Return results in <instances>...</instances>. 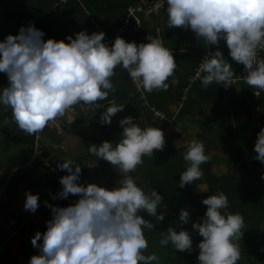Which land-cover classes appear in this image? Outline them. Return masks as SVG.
Listing matches in <instances>:
<instances>
[{
    "label": "clouds",
    "instance_id": "clouds-1",
    "mask_svg": "<svg viewBox=\"0 0 264 264\" xmlns=\"http://www.w3.org/2000/svg\"><path fill=\"white\" fill-rule=\"evenodd\" d=\"M167 13L168 28L191 29L206 45L217 46L211 58L200 65L205 73L201 77L205 89L213 83L228 87L236 81L232 65L218 47L224 40L231 59L244 66L245 83L264 91V60L257 59L258 50H264V0H167ZM163 15L166 14L151 15L145 20ZM44 35L34 25L22 26L18 35L10 34L0 42V72L6 73L9 81V86L0 90V106L11 110L12 122L21 131L33 135L34 157L40 156V152L34 153L35 142L45 145V131L55 130L45 127L69 109L74 115L75 105L84 103L96 110L104 107L99 102L107 100L110 106L100 116L102 125H110L112 118L124 110V104L108 99L116 91L111 78L117 67L127 70L138 89L147 93L167 91V81L177 67L172 51L160 39L150 36L148 43L139 45L113 36L110 39L115 41L108 46L104 32L88 35L80 31L75 38L67 36L68 43L51 38L44 41ZM137 91L140 97L142 90ZM119 124L123 133L115 146L104 141L88 147L91 155L106 160L123 174L119 186L111 190L96 184L84 186L78 183L80 165L73 168L71 160L58 164L60 170L68 173L60 178L62 190L58 196L66 201L70 194L80 198L67 207L46 203L52 219L46 222L44 233L37 232L32 238V246L40 254L32 256L29 264H158L155 253L144 254L148 248L144 229L153 230L155 225L139 213L146 210L156 222L163 221L165 216L158 214L157 209L164 197L156 189L146 193L131 174L144 163V156L153 157L154 150H163L165 135L160 128L141 129L132 116L121 119ZM37 133L40 136L35 138ZM254 151V158L264 163V129L258 133ZM183 159L189 166L180 174L181 188L203 177L200 166L209 162L211 156L205 154L203 142L193 140ZM25 195L24 209L35 213L38 194ZM202 203L207 206L202 223L192 224L203 237L198 244L199 264H237L241 253L236 241L243 236V216L222 214L229 207L223 192ZM189 218V211L181 209L179 222L187 224ZM41 239L42 244L38 243ZM169 244L179 252L193 249L189 232H177L173 227L160 240L161 246Z\"/></svg>",
    "mask_w": 264,
    "mask_h": 264
},
{
    "label": "trees",
    "instance_id": "trees-1",
    "mask_svg": "<svg viewBox=\"0 0 264 264\" xmlns=\"http://www.w3.org/2000/svg\"><path fill=\"white\" fill-rule=\"evenodd\" d=\"M134 1L0 0V42L10 34L18 35L22 26L29 25H34L45 33L44 41L51 38L68 43L67 36L75 38L76 33L85 31L88 35L104 32V41L117 33L127 42L134 41L139 45L148 43L147 37L150 36L160 39L172 51L177 63L174 75L167 81V91L153 90L147 93L141 88L142 97H139L140 93L132 85L122 66L117 67L115 76L111 78L116 91L110 93L108 99L117 105L124 104V110L112 118L110 125H102L100 116L110 106L107 100L99 102L105 106L96 110L94 106L84 103L75 105L72 108L74 117L69 122L64 121L66 124L54 131H45L48 144L40 146L39 157L32 156L33 135L19 129V133L15 132L12 138L0 139V164L9 160L7 165L11 164L14 168L0 190V264H17L18 255L23 256V264H28L27 258L32 254V248L25 239L42 232L40 223L33 225L29 221L24 222L22 215L12 206L18 185H24L28 192L34 194L41 182L46 181L51 190H59V193L62 190L59 177L65 176L67 171L60 170L57 166L64 160H71L73 165H80L82 171L90 161L94 164V176L104 182V188H114L115 167L106 160L91 155L88 152L91 144L83 146L76 156H71L69 152L58 156L51 143L58 144L62 139L61 132L70 130V133L83 138L85 143L92 141L99 146L104 141H109L115 146L123 133L119 121L127 116H132L134 123L141 129L160 128L165 135L163 150H154L153 157L144 156V163L133 173L137 186L146 193L156 189L164 197L157 209L158 214L165 216L163 221L156 222L155 217L150 216L146 210L139 213L155 225L153 230L144 229L148 240V248L144 254L155 253L159 257L158 264H199L198 244L203 237L198 230L192 228V224L202 223L207 211V206L202 201L209 197L206 193L211 196L223 192L228 197L229 207L222 210V214H240L245 222L243 236L240 241H236L241 253L237 264H264V175L262 163L254 158L257 155L254 147L258 133L264 129V91L251 88L245 83L247 73L244 72V66L231 59L224 40L220 41L218 47L232 65L235 72L233 79L236 81L228 87L213 83L205 89L201 83V77L205 73L200 69L196 79L188 83L187 77L195 75L200 65L211 58L217 46L206 45L203 39L196 38L191 29L168 28L166 15L161 20L154 17L151 21L140 18L138 27L133 18L126 15L127 5ZM257 59L264 60V53L258 54ZM6 80L7 74L0 72V90L4 88L1 84ZM152 107L159 109L162 117H154ZM241 113L242 116L239 115ZM7 114L8 116H0L4 126L5 119L11 121L9 110ZM11 123L13 124L12 121ZM171 126L176 131L166 130ZM89 129L88 132H96L97 136H84ZM185 131H190V137H185L186 141H180L181 134ZM193 140L204 143L205 154L210 155L211 160L200 166L204 175L199 181L181 188L180 174L189 166L183 155ZM41 157L45 159L46 165L42 164ZM28 162L31 163L29 169L23 167ZM214 165H222L225 171L215 173L212 170ZM198 192L202 198L200 203L195 201ZM79 198L70 194L69 201L60 197H52L51 201L54 206L67 207L72 202L75 204ZM44 209V205L38 207L41 213ZM181 209L190 213L187 224L179 222ZM169 227L175 228L177 232H189L193 240L191 252H179L171 244L160 245V240L167 235ZM12 230L18 233V241L10 247L6 234ZM38 243L42 244L41 241ZM36 251L40 254L38 248Z\"/></svg>",
    "mask_w": 264,
    "mask_h": 264
},
{
    "label": "crops",
    "instance_id": "crops-1",
    "mask_svg": "<svg viewBox=\"0 0 264 264\" xmlns=\"http://www.w3.org/2000/svg\"><path fill=\"white\" fill-rule=\"evenodd\" d=\"M154 18H157V19L161 20L163 17H154ZM7 110H9V113H10L9 116L11 117V110L10 109H7ZM11 121H12V118H11ZM13 125H14V128L16 129L15 132L16 133H19V128L15 125L14 122H13ZM70 132H71L70 130H68V131L63 130V132H61L62 133L61 134L62 139L59 141V143L58 144H55L53 142L51 143L52 149H54V153H56V149L59 148V146L61 145V143H64V141H68L67 133L70 134V135H76V134L70 133ZM87 132L88 131H86V133ZM86 133H85V135H86ZM17 144L19 145V141L17 142ZM46 144H48V136H46ZM73 149L76 150L73 147V145L71 143H69L68 144V150L69 151H66V150L61 151L60 152L61 153L60 155H62L65 152H69L71 154ZM56 155H57V153H56ZM60 155H58V156H60ZM18 156L19 155H17L16 158H18ZM14 158H15V156L13 157V159ZM93 165L94 164L93 163L91 164L90 161L88 162V165L86 166L85 170L82 171L81 176L84 173H86V174L84 176H82V177L80 176V180L78 181V183H80V184H82L84 186H87L88 184L98 183L101 187H104V185H105L104 182L103 181H99V179L94 176V173H93V170H94L93 169ZM23 167L29 169L30 168V164L27 163ZM13 169L14 168H13V166L11 164L10 165L9 164L7 165V164H4V162H2V164H0V188L3 186V184L5 183V181L7 180V178L9 177V175L11 174V172L13 171ZM66 175H68V173H66ZM133 175L135 176V174H133ZM46 183H47L46 181H42L41 182V185L38 188V190L34 193V194H38V196H39V207L41 205L46 206V203L48 204V202H49L50 205L54 206L53 202L51 201V198L54 197V196H55L54 199L59 198V197H56L57 196V190L56 191L51 190L50 186L48 184H46ZM27 192H28V190H27V188L24 185H21V184L18 185L16 187V195H15L14 199L12 200V206L16 209V211L19 214L22 215L24 222L29 221L33 225L34 224H37V223H40L41 226H42L41 227L42 228V232L41 233H44L45 230L47 229L46 222L52 219V211H51V208H49V207L46 206V209H44L42 211V213L38 209H37V211L35 213H33L31 211H26L24 209V204H25V200H26V195L25 194ZM12 234H16L18 236V233L15 230H12V231L8 232L6 234V241L8 242L9 245L12 244V242L9 241V236L12 235ZM32 238L33 237L27 236V238L25 239V237H24V239L27 242V245H29V247L32 248V254L33 253L38 254L37 251H36V248H34L32 246ZM17 241H18V238H17ZM10 247H11V245H10ZM32 254H30V255H32ZM20 256H22V255H20ZM23 259L24 258L22 256V260Z\"/></svg>",
    "mask_w": 264,
    "mask_h": 264
},
{
    "label": "rangeland",
    "instance_id": "rangeland-1",
    "mask_svg": "<svg viewBox=\"0 0 264 264\" xmlns=\"http://www.w3.org/2000/svg\"><path fill=\"white\" fill-rule=\"evenodd\" d=\"M152 22H153V20H152ZM4 88H6V87H8V85H9V81L8 80H6V82H4V84H1ZM68 114H69V116H68V118H67V120L69 121V120H71L72 119V117H74V115H73V113L71 112V109H69L68 110ZM75 114V113H74ZM239 115H241L242 116V113L241 114H239ZM0 116H2V117H4V116H8V114H7V109H5L3 106H0ZM9 122L8 123H5V126H4V121H1L0 120V139H5V138H12V136L14 135V133H15V131H16V129L14 128V126H13V124L11 123V121L10 120H8ZM169 127V126H168ZM167 127V129L166 130H168V131H176V128L175 127H173V126H171L170 128H168ZM87 131H90V129L89 130H87ZM63 132V131H62ZM86 133V132H85ZM78 135V134H77ZM84 136H87V137H89V138H92V137H95V136H97V133L96 132H87L86 133V135H84ZM190 137V131H185V132H183L182 134H181V138H180V141L182 140V141H184L185 140V137ZM42 138H43V142L45 143L46 142V137L45 136H42ZM67 138H68V141H64V143H61V145L59 146V148H57L56 149V153H57V155H60L61 153V151H64V150H66V151H69L68 150V144L69 143H71L72 145H73V147L76 149V150H72V153H71V156H76V155H78V154H80V153H77L78 151H80L81 150V148L83 147V146H86V145H88V144H95V145H97V143L96 142H93L92 143V141H90L89 143H85L84 141H83V138H79L78 136H76V135H70V134H68L67 133ZM179 140H178V142H180ZM186 141V140H185ZM9 156V155H8ZM7 156V157H8ZM0 158H1V152H0ZM7 162H8V160L7 161H5L4 162V164H7ZM73 166H75V165H73ZM262 167H263V170H262V174L264 175V163H262ZM212 170L215 172V173H221V172H224L225 171V168L222 166V165H214V166H212ZM86 173H84L82 176H84ZM122 173H120L118 170H116V169H114V188H116V187H118L119 186V181L122 179ZM132 176H133V173L131 174ZM81 176V177H82ZM60 178L61 177H59V181H60ZM135 179V178H134ZM100 181V180H99ZM195 182V181H194ZM198 187H199V185H198ZM57 191H59V190H57ZM208 196H210V194L209 193H206ZM56 197H59L58 196V192H57V196ZM54 198H55V196H54ZM195 201L196 202H198V203H200L201 201H202V198H201V196H200V192H198V196L195 198ZM48 204H49V202H48ZM47 230V229H46ZM45 230V231H46ZM8 236V235H7ZM17 238H18V236L16 235V234H12V235H10L9 236V241H11L12 242V244H10L11 245V247H13V244L17 241ZM41 242L43 243V240L41 239ZM36 253H33L32 255H30L28 258H27V261H28V263H29V261H30V259H31V257L32 256H34ZM36 255H39V254H36ZM16 263L17 264H23V260H22V256H20V255H18L17 256V259H16Z\"/></svg>",
    "mask_w": 264,
    "mask_h": 264
},
{
    "label": "built area",
    "instance_id": "built-area-1",
    "mask_svg": "<svg viewBox=\"0 0 264 264\" xmlns=\"http://www.w3.org/2000/svg\"><path fill=\"white\" fill-rule=\"evenodd\" d=\"M62 1L64 0H61V2ZM162 13H165L166 15H168L167 0H137L134 4L128 5L126 7V15L132 17L138 27H139L140 18L141 20H145V19H149L151 15H160ZM117 37H120V36L119 34L116 33L113 39H116ZM113 39H107L105 43L108 45ZM260 53H264V50H258V54ZM200 69L201 67L197 69V72L194 73L195 75L188 76L187 80L189 82L194 81L196 77L198 76ZM125 71L127 74H129L127 70ZM130 81L137 90H140V88L138 89L137 87V82H134L131 78H130ZM142 96L143 94L140 95V97ZM151 111H153L154 117L155 116L162 117V113L160 112L159 109H154V107H152ZM68 116L69 114L67 111L63 117H59L55 121L50 122L45 128L59 129L61 126L66 124L64 123V121L65 122L70 121V120L69 121L67 120ZM39 136H40V133L35 134V138ZM39 152H40V143L39 141H37L35 142L34 153L35 155H38ZM67 201H69L68 198H67ZM71 204H74V203L72 202Z\"/></svg>",
    "mask_w": 264,
    "mask_h": 264
}]
</instances>
